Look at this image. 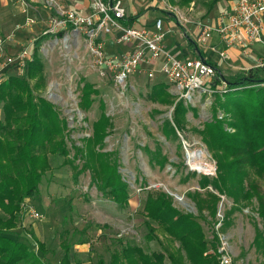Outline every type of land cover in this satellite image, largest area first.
<instances>
[{"label":"trees","instance_id":"1","mask_svg":"<svg viewBox=\"0 0 264 264\" xmlns=\"http://www.w3.org/2000/svg\"><path fill=\"white\" fill-rule=\"evenodd\" d=\"M195 1L171 0L180 8L194 4L196 12ZM200 1L206 6L207 13H211L221 0ZM141 15L127 17L124 24L133 26ZM65 33L66 30L38 37L33 44V60L28 63L25 73L22 76L9 74L0 85V264H45L42 258L46 253L45 245L39 244L34 234L32 238L38 246L35 251L12 232L20 227L18 213L22 212V204L39 193L44 176L51 172L52 157H61L63 166H71L75 182L82 174L90 172L91 185L109 196L116 205L126 207L132 198L131 185L121 172L118 152L104 151L106 139L114 129L111 117L105 112V104L100 102V114L91 124L92 133L78 146L70 143L68 121L43 96L48 80L40 48L46 41L61 38ZM188 46L195 50L198 45L188 42ZM201 53L203 61L207 62L202 50ZM208 64L216 72L210 85L215 97L213 118L201 129H195L215 161L216 170L213 177L200 175L198 185L202 191L189 193L199 214L178 209L166 191H148L143 208L148 230L145 239L149 243L157 240L160 231L168 239L178 242L179 249L146 252L139 245L128 242L114 251L110 264H186V261L189 264H219V233L227 232L229 221L222 224L212 240H208L200 219L207 221V212L214 221L222 197L231 200L233 205L226 213V219L230 220L236 211L254 207L264 222V188L260 183L264 182V67L225 76L219 67ZM222 85H226L228 91L221 95L219 88ZM95 94H98L95 86L85 82L78 105L81 111L91 109ZM145 99L172 109L171 120L165 119L162 124L164 136L178 141L182 137L187 141L186 115L195 108L172 94L165 82H154ZM219 114L223 118H219ZM141 150L153 165L164 169L170 164L159 146L154 150L145 146ZM175 167L179 173L180 167ZM197 176L196 172L189 171L182 182ZM87 242L80 238L65 244L60 264H85L79 260L73 262L70 252L72 247ZM254 246L264 257V227L257 228Z\"/></svg>","mask_w":264,"mask_h":264},{"label":"rangeland","instance_id":"2","mask_svg":"<svg viewBox=\"0 0 264 264\" xmlns=\"http://www.w3.org/2000/svg\"><path fill=\"white\" fill-rule=\"evenodd\" d=\"M157 1L162 7V1ZM167 1L177 5L171 0ZM82 2L84 3V0L69 2L62 0L64 7L71 9L82 5ZM127 2L133 6L134 11L138 9L145 13V17L134 24L138 28L152 26L151 23L158 17L157 14L162 12L154 13L152 9H143L150 0ZM222 2L224 1L221 0L220 3ZM195 3V16L216 17L214 15L220 3L211 13H207L206 6L200 0H196ZM188 8L180 9L186 12ZM160 17L164 18V30L169 31L167 44L177 37V32L184 34L185 29L183 28V31L177 26L173 18L170 19L169 16L165 18L162 15ZM1 20L9 21V24H6V31L0 25L5 35L16 33L20 25L24 26L16 33V40L21 44L29 45L45 32V25L42 23L27 25L23 9L12 0H0ZM182 37L181 35L179 40L184 43ZM115 40V36H102L105 61H114L111 65L102 66L96 64L85 38L70 30L61 38L46 41L40 48L48 80L43 96L52 102L61 117L68 121L70 143L79 146L84 137L91 135V124L100 114V102L105 104V112L111 117L114 129L112 135L106 139L104 151L118 152L121 172L131 185L132 196L128 206L120 207L109 196L91 185L90 172L82 174L79 181L75 182L71 166H63L61 157H52L51 172L44 176L39 193L22 204V212L18 213L20 227L12 232L14 237L29 244L34 251L36 241L44 244L46 253L42 258L45 264H59L64 254V245L74 243L80 238L87 239V244L72 247L70 257L73 262L79 260L85 264H110L114 251L121 249L122 244L128 242L139 245L146 252L161 251L164 248L171 251L179 249L178 242L168 239L160 231L157 233L159 241L157 239L149 243L145 239L148 230L145 226L143 208L147 192L159 189L171 192L172 195L168 194L173 197L174 205L178 209L198 216L196 204L189 197V193L202 191L198 185L200 175L215 176V161L195 129H201L205 122L212 120V104L215 97L205 95L203 98H196L193 104L185 102L186 105L195 108V111H189L186 115L187 141L182 137L180 141L167 139L161 128L165 119L171 120L172 109L145 99L154 82L167 83L174 94L172 85L159 72V63L162 60L155 66L140 67L119 85L116 79L117 67L114 65L133 48L119 45ZM17 46L20 44L8 49V53L15 52ZM200 47L204 55L209 54L210 51L205 46ZM176 57L181 60L189 59H185L183 55ZM151 70L155 72L154 80H150L148 76ZM10 74L18 75L16 72ZM85 82L93 84L98 94L93 96L94 103L91 109L83 112L78 105L81 88ZM174 95L179 97L177 94ZM1 107L0 103V118ZM156 111L161 113L157 114ZM180 142L183 143L181 147ZM145 146L153 150L156 146L161 147L170 164L164 169L157 164H151L149 157L141 150V147ZM175 166L180 167L179 173H176ZM192 168L199 170L200 173ZM189 171L196 172L198 176L192 177L188 182H182V178ZM260 183L264 188V182ZM24 205L37 210L43 218L40 221L30 219L23 208ZM232 206L231 200L222 197L216 219L213 221L207 212L205 213L207 221L200 219L208 240H212L214 233L220 232L222 224L229 221L227 232L219 235L227 238L235 264H264V257L254 246L256 230L262 229L264 222L258 217L254 207L236 211L228 220L226 213ZM33 234L36 241L32 238ZM211 252L213 253V250ZM186 264L189 263L186 261Z\"/></svg>","mask_w":264,"mask_h":264},{"label":"built area","instance_id":"3","mask_svg":"<svg viewBox=\"0 0 264 264\" xmlns=\"http://www.w3.org/2000/svg\"><path fill=\"white\" fill-rule=\"evenodd\" d=\"M21 6L25 14L27 25L42 23L45 25L43 34H57L61 31L77 33L85 38L89 51L96 60V64L111 65L114 61L106 62L104 58V43L102 36H115L119 45H128L132 51L123 56L115 64L118 75L117 83L123 82L142 66H155L159 63V72L172 85L174 94L183 98L186 103L193 104L195 99L205 95L213 98L214 90L210 88L214 80L215 70L201 59L181 60L166 50L167 31L164 30V18H156L152 26L136 27L126 26L125 19L128 12L123 0H87V5L77 6L73 9L65 8L62 0H12ZM162 16L168 12L174 14L177 26L187 29L193 26L196 34L193 41L200 46H207L215 35L227 47L239 46L247 48L255 43L262 42L264 0H237L234 8L221 13L214 23L206 22L195 16L194 4L186 12L181 11L177 5L161 0ZM25 25V24H24ZM21 26L16 31L22 29ZM3 34L0 29V85L7 75L16 72L22 76L33 60L34 47L21 44L16 40L17 34ZM17 46V50L8 53V49ZM150 80H154L155 72L149 71ZM227 86L219 88L220 94L227 93ZM172 113V112H171ZM220 118L223 117L219 114ZM30 219L40 221L43 216L34 208L24 205ZM218 246L219 264H235L234 258L228 248V240L221 237ZM38 246H36L37 249ZM60 264V263H59Z\"/></svg>","mask_w":264,"mask_h":264},{"label":"crops","instance_id":"4","mask_svg":"<svg viewBox=\"0 0 264 264\" xmlns=\"http://www.w3.org/2000/svg\"><path fill=\"white\" fill-rule=\"evenodd\" d=\"M67 1L69 2V0ZM223 1L224 2L222 3L219 2L220 6L218 8V11H216L214 15L216 17L213 18L208 17L203 20L206 22L214 23L221 13L232 10L237 0H223ZM123 2L126 6L128 17L135 15L138 16L139 14H142L137 21L145 17V13L143 14L142 11H139L138 9H135L134 11L133 6L129 4L127 0L126 2L123 0ZM82 5L83 6L87 5V0H84V3L82 2ZM143 9L146 10L152 9L154 13H157L158 11H162L160 8H158V6H156L155 0H150V3H147ZM157 15H158L157 18H159L162 15V12L158 13ZM169 18L172 19L171 17ZM154 21L155 19L153 20V22ZM153 22L151 24H153ZM6 24H9L8 20L0 21V25L5 29V31L7 29ZM182 30L184 31L183 28ZM185 34H188L193 40L196 34V30L195 28H193V26H189L187 29H185L184 34L183 33L179 34V32H177V37H175L170 44L169 43L167 44V42H165L166 50L171 54H174L175 56L183 55L185 59L188 58L200 59L198 53L194 50V48L193 50L189 48L188 46L189 41L186 39ZM181 35L183 36L182 38L184 39V43L179 40V37H181ZM205 48L210 51L208 55H205L207 63L209 62L219 67L225 76H234L239 73L249 72L253 69L264 67V19H263L262 42L260 43H255L247 48H241L239 46H233L227 48L222 43L219 36L215 35L213 39L209 42V44L205 46ZM200 51H201V47H200ZM78 247H80V245Z\"/></svg>","mask_w":264,"mask_h":264},{"label":"water","instance_id":"5","mask_svg":"<svg viewBox=\"0 0 264 264\" xmlns=\"http://www.w3.org/2000/svg\"><path fill=\"white\" fill-rule=\"evenodd\" d=\"M168 16L171 17V18H175L174 14H172V13H170V12H168ZM185 37H186V39H187L189 42H192V43L194 44V41L192 40V38H191L188 34H185ZM195 51L198 53L199 58H200L201 60H203V57H202L201 51H200V49H199L198 46H195ZM223 79H225V78L223 77ZM192 170H195V171H197L198 173H200V171H199V170H196L195 168H192ZM168 193H169L170 195H172L171 192H168ZM174 196H175V198H177L176 195H174Z\"/></svg>","mask_w":264,"mask_h":264}]
</instances>
